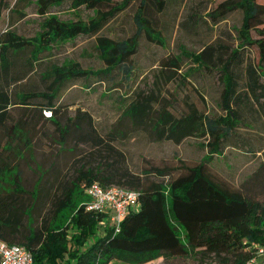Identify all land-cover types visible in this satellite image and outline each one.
<instances>
[{
	"label": "trees",
	"instance_id": "trees-1",
	"mask_svg": "<svg viewBox=\"0 0 264 264\" xmlns=\"http://www.w3.org/2000/svg\"><path fill=\"white\" fill-rule=\"evenodd\" d=\"M5 1L0 0V10ZM135 1H139L134 16L136 35L115 39L100 34ZM32 2L41 17L34 36L15 30L0 33V239L27 247L33 253L34 264H144L160 255L191 253L214 254L223 264H247L254 245L264 244V201L223 187L209 175L207 164L214 154H221L222 144L240 123L241 113L236 108L264 107V3L221 2L218 9L209 13L214 23L226 19L237 8L243 12L236 47L217 41L200 52H193L181 46V56L174 55L164 61V70L154 81L155 87L150 92L139 90L126 106L123 115L135 126L147 127L158 140L180 143L192 136L207 138L205 145L210 149L205 157L195 165L185 166L184 172L164 183L145 182L142 175L130 170L121 151L111 143L114 132L108 134L109 139L99 134L88 112L78 110L74 117L63 116L65 122L59 115L65 114L61 103L63 89L75 81L94 77L97 82H105L113 80L116 73L131 78L134 68L128 62L136 53L138 36L143 30L152 36L149 24L156 14L164 11L166 1ZM65 2L75 10L92 9L94 14L88 20L64 19L55 14V9ZM253 30L257 37L252 35ZM95 35L104 67L83 68L76 61L59 62L47 55L56 44ZM152 38L163 42L159 35ZM252 45L258 49L257 61H247L244 57L245 48ZM183 56L190 58L196 67L216 68L220 72L223 84L220 105L226 112L224 116L212 117L195 105L176 115L162 101L158 83L174 81L182 68ZM191 70L186 72L188 76ZM19 109L21 114L16 116ZM42 119L55 125L54 133L62 145L72 136L78 142L90 143L96 148L97 160L82 163L71 181L64 180L62 173L53 175L52 184L58 194L52 198V212L39 227H34L36 201L46 193V187H38L44 174L30 190L24 184L18 161L33 142L27 123L36 124ZM168 170L151 166L146 173L165 175ZM95 181L140 193L138 208L126 214L117 233L110 227L102 229L99 224L102 215L85 207L84 188ZM71 207L75 210L66 218L65 212ZM178 226L184 230L185 241Z\"/></svg>",
	"mask_w": 264,
	"mask_h": 264
},
{
	"label": "rangeland",
	"instance_id": "rangeland-1",
	"mask_svg": "<svg viewBox=\"0 0 264 264\" xmlns=\"http://www.w3.org/2000/svg\"><path fill=\"white\" fill-rule=\"evenodd\" d=\"M165 1L164 11L156 14L149 24L151 35H159L163 42L153 39L146 30L140 33L136 53L128 62L134 68L131 78L117 73L113 80L105 82H97L94 77H83L63 89L61 94L65 113L59 115L60 118L62 116L61 120L65 122L63 116L66 115L74 117L78 110L91 114L99 134L109 139L108 134L114 132L115 139L111 143L121 151L124 164L142 175L145 182H169L184 172L185 166L200 162L210 148L205 145L206 137L192 136L180 143L158 140L147 127L135 126L129 117L123 115L126 106L139 90L150 92L155 87L154 81L164 70V61L174 55L181 56V46L193 52H200L217 41L236 47L239 42L237 32L241 29L243 18L242 10L237 8L226 19L214 23L209 13L218 9L219 4L225 0ZM257 1L264 3V0ZM138 6L139 1L133 2L113 18L100 34L115 39L136 35L138 29L134 16ZM55 11L64 19L75 20H88L94 14L92 9L85 7L75 10L69 2ZM40 21L41 17L32 0H6L0 10V33L15 30L25 36H34L39 30ZM252 35L258 36L255 30ZM96 45L97 35L89 38L82 36L56 44L47 55L59 62L73 60L83 68L98 69L104 67L105 63L99 57ZM244 57L247 61H257L256 45L246 47ZM196 66L190 58L182 57V68L175 74L174 81L169 83L162 80V84L158 83L161 85L162 101L176 115H181L190 105H195L212 117L224 116L226 112L220 105L223 91L220 72L216 68ZM195 68H199L198 71L194 72ZM189 69L192 70L188 76L186 72ZM236 109L241 113L240 123L222 144L221 154H214L212 161L207 164V172L223 187L238 190L251 199L264 201V107L250 105L245 109ZM20 110L15 111L16 116L21 114ZM54 128L55 125L43 119L36 124L27 123V131L33 142L18 161L28 189H33L39 177L44 174L38 187H46V193L36 201L34 227H39L52 212V198L58 194L55 184H52L53 175L56 172L62 173L64 180L71 181L82 163L96 157V148L90 143L76 141V136L62 145ZM151 166L169 168V173H146ZM52 167H55L54 171ZM74 210L75 207L67 209L65 217H71ZM177 230L185 241L183 228L178 226ZM144 264L223 263L214 254L191 253L169 257L160 255Z\"/></svg>",
	"mask_w": 264,
	"mask_h": 264
},
{
	"label": "built area",
	"instance_id": "built-area-1",
	"mask_svg": "<svg viewBox=\"0 0 264 264\" xmlns=\"http://www.w3.org/2000/svg\"><path fill=\"white\" fill-rule=\"evenodd\" d=\"M85 207L102 215L99 224L102 229L110 227L115 233L127 213L139 206V191L118 185L103 186L95 181L85 186ZM254 252L247 264H264V244H255ZM0 264H34L31 250L21 244H9L0 239Z\"/></svg>",
	"mask_w": 264,
	"mask_h": 264
}]
</instances>
